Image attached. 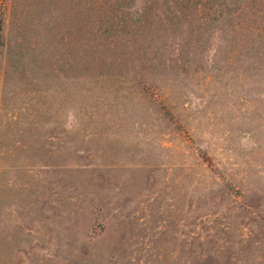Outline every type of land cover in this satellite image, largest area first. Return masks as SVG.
I'll return each instance as SVG.
<instances>
[{
    "label": "rangeland",
    "instance_id": "obj_1",
    "mask_svg": "<svg viewBox=\"0 0 264 264\" xmlns=\"http://www.w3.org/2000/svg\"><path fill=\"white\" fill-rule=\"evenodd\" d=\"M0 264H264V0H0Z\"/></svg>",
    "mask_w": 264,
    "mask_h": 264
}]
</instances>
